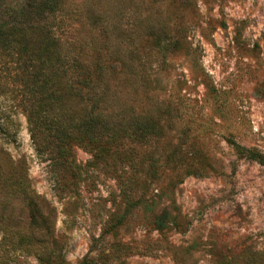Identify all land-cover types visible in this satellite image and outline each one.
Returning <instances> with one entry per match:
<instances>
[{"label": "rangeland", "instance_id": "1", "mask_svg": "<svg viewBox=\"0 0 264 264\" xmlns=\"http://www.w3.org/2000/svg\"><path fill=\"white\" fill-rule=\"evenodd\" d=\"M67 1L99 11L108 3V13H122L116 32L148 16L158 31L177 30L185 42V53L142 47L138 55L153 81L147 93L152 105L142 104V116L157 118L162 128L152 157L182 161L189 169L169 189L168 171L154 182L145 176L152 148L143 144L137 154L146 204L162 222L174 215L175 204L185 231L160 234L136 211L113 236H101L109 216L124 208L116 180L74 148L78 186H57L49 155L29 137L13 60L2 54L0 256L8 254L7 264H36L25 242L27 210L12 189L19 180L31 184L51 213L69 264L115 245L128 248L119 257L123 264H264V166L232 146L264 154V0ZM77 28L61 32L68 36Z\"/></svg>", "mask_w": 264, "mask_h": 264}, {"label": "trees", "instance_id": "2", "mask_svg": "<svg viewBox=\"0 0 264 264\" xmlns=\"http://www.w3.org/2000/svg\"><path fill=\"white\" fill-rule=\"evenodd\" d=\"M109 8L106 3L99 11L84 1L0 0V55L13 60L29 137L49 155L57 186L65 190L78 186L81 170L74 148L90 154L116 180L124 208L109 216L101 236H113L136 211L150 218L160 234L184 232L175 204L174 215L162 222L141 191L148 187L139 176L142 161L137 154L143 144L152 148L145 169L151 182L168 171L172 180L168 188H173L174 180L189 168L169 157L161 162L152 157V143L158 142L162 128L157 118L142 116V104L152 105L147 93L153 81L138 51L148 47L172 55L188 50L177 30L158 31L148 16L136 20L133 29L116 32L122 13H108ZM67 25L78 28L64 36L61 29ZM232 146L236 153L264 166V154ZM12 189L27 210L25 242L36 264H69L41 197L30 183L17 180ZM127 250L115 245L106 253L85 256L81 264H123L119 257ZM6 255L1 254L0 264H7ZM243 264L254 263L247 259Z\"/></svg>", "mask_w": 264, "mask_h": 264}]
</instances>
